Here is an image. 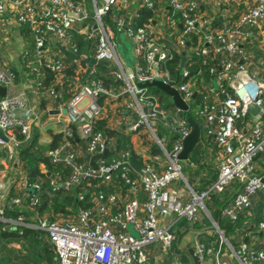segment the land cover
<instances>
[{
	"label": "built area",
	"instance_id": "2783aa9c",
	"mask_svg": "<svg viewBox=\"0 0 264 264\" xmlns=\"http://www.w3.org/2000/svg\"><path fill=\"white\" fill-rule=\"evenodd\" d=\"M138 1L137 10L150 9L152 17L149 24L133 28L136 11L128 21L122 13L130 0H91V14L82 1L0 0V18L9 12L15 25L28 30L33 56L52 75L51 86L38 79L31 89L36 95L45 90L46 97L56 103L51 124L58 136L55 146L43 151L52 170L42 166L45 178L29 182L18 150L29 144L41 122L40 113L16 89L14 73L0 65V86L6 90L0 97V130L7 138L6 143L0 141V231L39 232L53 252V264H148L149 246H155L160 262L176 241L170 229L175 219L192 227L216 198L220 216L238 234L243 228L238 224L240 215L255 198L264 199V79L258 78L264 75V62H252L242 49L251 31L264 24V0ZM109 12L114 14L110 25L103 21ZM160 29L168 36L165 43L153 36ZM115 35L130 44L128 67L117 56ZM75 36L93 43L89 56L93 64L86 71L88 56L78 52ZM50 38L76 57L68 96L62 101L55 88L64 80V64L59 58L42 60ZM185 52V66L179 68L174 82L165 65L175 54ZM192 59L208 68L209 82L199 70L190 75ZM246 61L253 65L251 71ZM97 65L115 66L108 74L119 85L105 87L99 78L88 75L80 83L79 77L95 74ZM154 79L174 88L187 112L172 105L164 109L151 88L135 87ZM248 106L257 111L248 113ZM189 112L199 121L204 139L215 147L210 160L213 178L204 186L201 180H209V174L203 178L185 175L182 167L195 166L188 159H178L189 133L183 114ZM108 116L114 119L102 128L127 133L124 148L117 149L115 139L98 128ZM76 139L86 154L83 160L75 153ZM189 177H193L192 185ZM44 181L50 192L70 194L74 203L86 207L75 211L70 207L67 215L38 212ZM5 208L14 216H5ZM254 226L255 231L264 232V219ZM191 250L199 264L209 253L198 241ZM232 255L238 264H264V250H250L245 243L240 242ZM169 264L182 262L173 258Z\"/></svg>",
	"mask_w": 264,
	"mask_h": 264
},
{
	"label": "crops",
	"instance_id": "0c3cea01",
	"mask_svg": "<svg viewBox=\"0 0 264 264\" xmlns=\"http://www.w3.org/2000/svg\"><path fill=\"white\" fill-rule=\"evenodd\" d=\"M75 1L79 2L78 0ZM139 6L140 2L138 0H130L128 7L124 11H122L127 21L131 19L132 14L137 10ZM251 32L252 33H250V35L248 36L242 49H244L246 54L250 58H252V62L255 63L259 60L264 62V24L252 30ZM153 36L157 37L156 39L158 40H162L164 43L166 42V39L168 40V36L163 35L161 29L156 30ZM75 40H78V52L82 56H88L84 61L86 64V71L87 68H90L93 64V60H91V58L89 57L91 56V53L89 52V46L81 47L80 44L83 42L79 40L77 36H75ZM79 41L81 42L79 43ZM115 47H118L119 50L116 51L118 58L125 63V67H128L131 62L130 44L120 35H115ZM175 56H177L178 58L177 63L179 65V68L181 66H185L187 53H179L175 54ZM55 58L61 59L65 67L63 74L64 80L55 88L57 95L61 97L60 100L62 101L65 100L68 96V90L71 86L68 80L75 70L74 60L76 59V57L72 56L60 42L50 38L44 46V54L42 60L43 62H46ZM28 63H30L29 67H27ZM0 65L16 73V89L22 91L29 103L34 107L36 106L38 113H40L41 122L38 128L33 129L34 131L32 133V137L35 136L37 146L47 148L51 143V135H54L56 130L54 127V123L53 125L51 124L55 115V111L53 108L56 107V103H52L46 97L45 90L41 91L39 95L34 94V92L32 91L31 84L33 80L44 79L46 72L40 60H36V58L33 56L31 34L25 27L15 25L12 22V18L9 12L8 14L0 18ZM244 65L250 71L252 70L253 65L251 63L246 61L244 62ZM100 66H102L105 71L109 69H115V66L113 65H110L108 69L104 65ZM94 69H96V73L103 75V71L97 68V66H95ZM96 73L91 76L89 74H82V76L79 77V82L81 83L87 80V75L89 78L95 77ZM69 74L70 76H68ZM258 78L262 80L264 79V75H258ZM74 86H76V84H74L73 87ZM60 100L59 102H61ZM189 113L194 116L192 112ZM187 118H191L198 126L199 132L196 146L199 145L201 150V167L199 168L194 164L195 167L189 170L184 166L183 168L185 170V175H190L192 173L193 175L195 174L201 177L206 173L210 175L212 173L210 170L212 166L210 160L214 156L215 147L210 140L204 139L203 131L197 118L195 116L194 118L187 116ZM113 119V117L108 116L107 121L101 120V127L107 125V122L109 125L111 123V120ZM106 130H113L117 134H119L118 136L122 137H126L127 135V133L123 132L122 129L115 130L108 128ZM168 143L169 140L167 144ZM74 150L76 155L81 160L86 158L82 143L78 139L74 141ZM150 151L153 154L158 153L156 149H151ZM42 166V164L38 165L39 172H42L44 170ZM209 175L207 176L209 177ZM192 178L189 177L188 180L191 185L192 183H194L192 181ZM195 188L199 189L198 186ZM214 199L217 202V199ZM219 208L220 203L217 202V204H215L213 200H211V204L208 205V212L206 214L204 213V217H202V220H199V222L195 223L190 228L186 226V223L182 226H178V221L183 219H175L170 229L175 232L176 241L172 245L170 252H168L165 256H161V261L159 262L156 261V255L158 254V251L155 246L147 247L146 254L148 258V264H169L173 258L179 259L182 264H193L192 260L187 255V250L191 249L192 243L194 241H198L209 250V253L205 257V261L201 264H215V262L217 261L227 262L228 264H238L236 258L232 255V253L234 251L236 252V249L238 248L240 242L245 243L250 250H264V232L255 231L254 226L255 221H261L264 219V199L255 198L253 200L251 208L240 215L238 224L243 228L240 230V232H238V234H236V228H234L232 234H230L228 238H226L219 230L220 233L224 236L226 242H224L220 238L219 233L214 230L211 223V220L213 219L210 216V212H213L216 209H218L219 212ZM205 215L208 217H206ZM197 226L199 228L196 229L195 227ZM182 256L184 257V259H186L185 262L181 260Z\"/></svg>",
	"mask_w": 264,
	"mask_h": 264
},
{
	"label": "trees",
	"instance_id": "16d2710c",
	"mask_svg": "<svg viewBox=\"0 0 264 264\" xmlns=\"http://www.w3.org/2000/svg\"><path fill=\"white\" fill-rule=\"evenodd\" d=\"M75 1V0H74ZM114 14L109 12L107 13L104 18L103 21L104 23L110 25V20L112 18ZM152 17V11L150 9L144 8V7H140L138 10H136L135 15L132 18L131 24L133 28H139L145 24H149L150 23V19ZM85 43V44H84ZM81 43L80 46L82 47H87L90 45L86 44V42ZM90 49V47H89ZM91 51V49H90ZM178 58L177 56H173L172 60L170 62H168L165 67L168 69L169 74L171 75V78L173 79L174 82H177V78L176 76L178 75V70H179V65H178ZM192 63L191 66L189 67V73L190 75H194L196 73V71H201L202 77L204 79L205 82H209L212 78V74L209 73L208 68L206 66H201L199 64V61L197 59H192ZM30 63L27 64V67H29ZM97 68H99L102 72L103 75L96 73V76L94 77L99 78L102 82V84L105 87H117L119 85V83L115 80H112L111 77L108 74V70H104V68L100 65H97ZM12 71V70H11ZM15 75V79H16V73L14 71H12ZM46 74H45V78L42 79L41 83L42 85H44L45 87H49V85L51 86L52 84V75L50 73H48L45 70ZM98 75V76H97ZM70 76V74L68 75ZM149 90H152V92H154L155 94H157L160 98V101L163 103V108L164 109H168L171 107V104L169 102L166 101V99L164 100V97L161 96V92L151 88ZM198 102V98H194L193 103H197ZM184 116H190L193 118V115L190 113H185L183 114ZM100 123V122H99ZM98 123V124H99ZM99 129H102V131L107 134L110 137H113L116 141V147L117 149L120 148H124L125 147V143L127 142V138H123L122 136H118L119 134H117L115 131L113 130H106L103 129L101 127V123L98 126ZM19 137V136H18ZM52 139H51V143L49 144V146L47 148H42L37 146L36 144V138L35 136L31 138L29 144L26 147L20 148L18 150V157L19 160L22 162V166L24 169V172L26 173V177L28 179L29 182H35L37 178L39 177H43L45 178L38 169V165L42 164L43 167L46 169V171H51L52 170V165H50V163L48 162V160L43 156V151L45 149L48 148H52L55 146V144L58 141V136L57 135H51ZM122 141V142H121ZM200 146H196L191 152L188 153L187 159L189 162L195 164L197 167H201L200 162H201V156H200ZM104 156H106V154H103ZM210 179L208 181L206 180H201V185H207V183H209V181H211V179L213 178V174L211 173V175L209 176ZM45 180V179H44ZM205 181V182H204ZM199 189H201V187H199ZM38 206L36 209H38V212H48V211H52L53 213H61V214H70V211L68 210L70 207L75 211V209L77 207H82L85 208L86 205L83 203H74L73 198L70 194H65L63 192H57V193H52L49 191L48 187H47V182L44 181L43 183H41L40 185V190H39V196H38ZM213 202L215 204H217L216 200L214 198H212ZM70 208V209H71ZM4 214L5 216H14V213L12 211H10V208H5L4 210ZM210 216L211 218L217 222L218 228L219 230L222 232V234L228 238V236L230 234H232L233 230H234V225L229 223L227 220L222 219L219 216V212L218 209L214 210L213 212H210ZM185 220H179L178 221V226H182L183 224H185L184 222ZM206 224V221H205ZM208 225V224H207ZM196 229L199 228L198 226L195 227ZM179 235V234H178ZM19 241V242H26L28 244V246H30L31 252H29V250L26 249L25 252V260L27 259L28 261H35L34 264H43L42 262L39 263L37 260L38 255L42 256L43 262L45 264H52V257H53V252L51 251V249H49V246L43 242H41V238H40V233L34 230H22L21 231V235H19L18 233L14 232V231H0V242H8V241ZM22 246L25 247V244L21 243ZM38 249V252H34ZM21 253H24V251ZM37 254V255H36ZM182 261H186V259H184V257H181ZM37 261V263H36ZM0 264H5L4 262H0Z\"/></svg>",
	"mask_w": 264,
	"mask_h": 264
},
{
	"label": "water",
	"instance_id": "95a60500",
	"mask_svg": "<svg viewBox=\"0 0 264 264\" xmlns=\"http://www.w3.org/2000/svg\"><path fill=\"white\" fill-rule=\"evenodd\" d=\"M99 6V5H98ZM135 87L138 89H144V88H154L160 92H162L164 95H166L169 98V103L175 107L180 112H187L188 108L187 105L181 100L180 96L178 95L177 91L170 87L169 85L163 83L161 80L154 79L151 81H145L141 83H136ZM5 88L0 86V97H3L5 95ZM194 98V95L192 96ZM257 111V108L253 106H248L247 112L250 114H254ZM63 113L64 110H61ZM187 124L189 126V133L182 141V149L178 156V159L181 161H184L187 159V155L189 152H191L194 147L196 146V142L198 139V126L197 124L191 119L186 118ZM0 141L3 143L7 142V138L3 135L2 131L0 130ZM129 162L134 166L135 168L138 167V164L134 162L133 159H129ZM212 227L214 230H216L219 233L220 238L226 242L224 236L220 233L218 229L217 222H214L211 220ZM188 257L192 260L193 264H198L197 257L193 254L192 250H187Z\"/></svg>",
	"mask_w": 264,
	"mask_h": 264
},
{
	"label": "rangeland",
	"instance_id": "374dc122",
	"mask_svg": "<svg viewBox=\"0 0 264 264\" xmlns=\"http://www.w3.org/2000/svg\"><path fill=\"white\" fill-rule=\"evenodd\" d=\"M78 1L79 2L82 1L84 3L86 12L88 14L92 13L91 0H78ZM80 42L81 41H79V43ZM89 43H90V45H89ZM89 43H87V44L89 45L90 49L92 48V50H93V43L92 42H89ZM115 49L117 51L118 47H115ZM92 50L90 53H92ZM149 91L151 92L152 90H149ZM161 96L164 97V100L166 99V101L169 102V98L166 95H164L162 92H161ZM193 118H194V116H193ZM123 138H126V137H123ZM182 170H183V173L185 174V170L183 167H182ZM72 210H74V209H72ZM40 241L45 243L43 240H40ZM21 243L25 244V247L22 246ZM26 249L29 250V252H31L30 246H28V244L25 241L19 242V241L14 240V241H8L6 243L4 241L0 242V262H4L5 264H34L35 261L31 262V261H28L27 259L25 260L24 256H25ZM49 249H50V247H49ZM21 251L22 252L24 251V253H21ZM34 252L37 253L38 249ZM36 257H37V260L39 263L42 262L43 264H45L43 262L41 255H38ZM36 263H37V261H36ZM52 264H53V257H52Z\"/></svg>",
	"mask_w": 264,
	"mask_h": 264
}]
</instances>
